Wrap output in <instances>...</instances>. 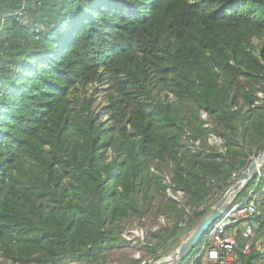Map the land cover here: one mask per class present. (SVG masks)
Returning a JSON list of instances; mask_svg holds the SVG:
<instances>
[{"label":"trees","instance_id":"1","mask_svg":"<svg viewBox=\"0 0 264 264\" xmlns=\"http://www.w3.org/2000/svg\"><path fill=\"white\" fill-rule=\"evenodd\" d=\"M1 17L0 264H108L154 202L175 217L143 244L157 259L264 151V0H0ZM247 199L263 235L264 163Z\"/></svg>","mask_w":264,"mask_h":264},{"label":"built area","instance_id":"2","mask_svg":"<svg viewBox=\"0 0 264 264\" xmlns=\"http://www.w3.org/2000/svg\"><path fill=\"white\" fill-rule=\"evenodd\" d=\"M2 22L3 20H1V25ZM258 95L261 97V93ZM236 176L235 173L232 177ZM167 194L177 202H180L183 197L181 191L173 193L169 188ZM259 214L260 210L254 199H247L242 203L232 201L226 211L221 213V216L201 238L188 264H239L240 257L250 253L256 245L255 238L259 230V222L255 217ZM123 238L127 241L143 239L138 230L125 232ZM239 239L241 242L238 241Z\"/></svg>","mask_w":264,"mask_h":264},{"label":"rangeland","instance_id":"3","mask_svg":"<svg viewBox=\"0 0 264 264\" xmlns=\"http://www.w3.org/2000/svg\"><path fill=\"white\" fill-rule=\"evenodd\" d=\"M1 20H4V19L1 17ZM0 26H1V22H0ZM255 42H257V41H255ZM92 89H93V86H90V91H92ZM261 97H263V94H261ZM102 102H103L102 96L101 95L97 96L96 105H100ZM202 118L206 119V115L203 114ZM208 141L211 143V145L214 146L213 147L214 149H216L218 151L223 150V147H222L223 142H221L222 140L215 137V135H210ZM254 158L255 157L253 155L249 157L248 160H250V163L254 160ZM163 170H164V173L169 174L170 173V166L169 165L165 166ZM244 170L245 169H243L242 171H244ZM239 175H237L235 177V180L231 184V186L236 182ZM224 194H225V192H224ZM223 195H219V193H217L216 195L208 198V200L206 201V203L204 204V206L202 208H207L208 212H209L211 210V208L221 199V197ZM180 200L182 201L183 197ZM183 203L184 202L180 203V207L182 209H184V211L188 210L189 207L186 206L185 203L184 204ZM154 205L149 207V211L145 216H143V217H130L123 224L124 229L122 231V238H123V234L125 232H128L130 230H138V231H140L143 239L142 240H139V239L132 240V241H129V244H126L125 246L114 247V248L110 249L106 254V262L108 264L125 263L129 259H141L143 261L141 264H143L144 262H146V264H155L156 262H158L160 260H165L167 257L171 256L175 252V250L177 249L178 245L183 240L186 239V237L189 235V232L183 233L179 237H177L170 244V246H169L170 250L166 254L163 253L162 246L158 247L157 254L160 257H158L157 259H152V256L149 253H147L145 248H143V244L147 243V244H149V246L156 244L157 239L152 237V233L159 231V229H161V228L173 226L175 223V217L174 216H172L169 213L168 214L157 213V206H156L155 202H154ZM260 234H261V232L258 230L256 232V237L259 236V239L256 241V245L259 246L260 248H263L264 247V234L263 235H260ZM187 260L188 259H186L185 261H187ZM161 264H164V263H161Z\"/></svg>","mask_w":264,"mask_h":264},{"label":"water","instance_id":"4","mask_svg":"<svg viewBox=\"0 0 264 264\" xmlns=\"http://www.w3.org/2000/svg\"><path fill=\"white\" fill-rule=\"evenodd\" d=\"M263 163L264 151L260 152L245 170L240 173L236 182L225 192L211 210L189 231V235L178 245L175 252L166 258L171 260L170 264H179L195 248L207 230L221 216V213L226 211L230 203L235 200L245 184L251 179L252 174L255 171H258ZM230 192H233V195L227 200V196ZM160 261L155 264H158Z\"/></svg>","mask_w":264,"mask_h":264},{"label":"bare ground","instance_id":"5","mask_svg":"<svg viewBox=\"0 0 264 264\" xmlns=\"http://www.w3.org/2000/svg\"><path fill=\"white\" fill-rule=\"evenodd\" d=\"M233 195V192H230L227 196V200H229ZM171 260L169 259H165V260H161L158 264L164 263V264H170Z\"/></svg>","mask_w":264,"mask_h":264}]
</instances>
